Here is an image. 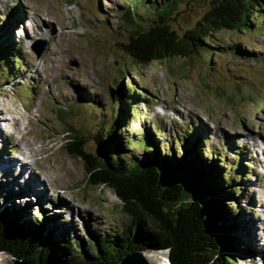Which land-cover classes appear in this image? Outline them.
<instances>
[{
  "label": "rangeland",
  "instance_id": "obj_1",
  "mask_svg": "<svg viewBox=\"0 0 264 264\" xmlns=\"http://www.w3.org/2000/svg\"><path fill=\"white\" fill-rule=\"evenodd\" d=\"M171 1L0 0V45L6 48L0 59V160L23 159L48 197L27 208L28 200L15 198L19 191L6 192L0 177V208L13 207L24 221L39 220L55 238H70L79 246L72 264H82L83 253L94 255L89 241L106 236L123 242L132 226L112 192L90 185L82 162L64 149L66 132L73 128L83 136L86 151L98 153L95 139L107 134L119 109L127 126L116 132L124 155L144 158L141 146H127L129 136L133 142L139 136L148 139L167 159L185 160L184 152L169 150V142L182 135L202 162L212 160V150L220 151L227 168L232 166L226 171L230 181L206 198L227 206L223 226L229 228L232 264H264V13L250 19L245 31L213 33L206 43L210 53L135 65L120 45L137 24L143 29L151 21L150 12L157 10L153 3L161 7ZM211 1L177 0L166 23L181 34L194 27ZM131 6L137 23L124 18ZM42 47L36 57L33 49ZM119 92L124 95L118 104ZM240 165L244 169L239 172ZM30 179L38 183L30 176L27 187ZM26 197L32 201L31 194ZM58 198L73 209L70 215L58 211L59 205L57 211L49 210ZM254 233L256 241L249 238ZM167 258L165 254L166 264Z\"/></svg>",
  "mask_w": 264,
  "mask_h": 264
},
{
  "label": "trees",
  "instance_id": "obj_2",
  "mask_svg": "<svg viewBox=\"0 0 264 264\" xmlns=\"http://www.w3.org/2000/svg\"><path fill=\"white\" fill-rule=\"evenodd\" d=\"M176 1L161 7L153 3L157 10L150 12L151 21L143 29L137 24L138 29L120 45L135 65L144 67L176 57L191 58L200 51L210 53L206 43L213 33L245 31L250 19L259 12L264 13V0H212L211 7L194 27L178 34L166 23V15ZM126 10L129 13L124 18L131 20L132 17V22L137 23L132 6ZM4 49L0 45V59ZM15 56L10 55L14 61L12 66H16ZM123 92L115 97L118 104ZM127 98L131 100L130 94ZM131 111L126 115L134 113ZM124 118L125 112L123 115L120 109L112 114L110 130L95 139L96 154L86 151V142L79 132L73 128L66 132L70 134L64 143L66 154L82 162L90 185L104 186L112 192L120 202L121 211L131 217L132 224L123 233V242L106 236L89 241L94 255L83 253L82 264H119L127 254L161 249L168 251V264H232L233 248L226 236L229 228L223 226L227 206L217 199L206 198L217 190L223 191V183L229 184L232 166L227 168L229 163L221 160L218 150H212V160L207 163L197 159L195 149L191 150V142L184 135L170 141L169 150L184 152L185 160L161 157L155 145L139 135L135 142L129 136L127 146L129 143L133 149L141 146L144 158L124 155L116 133L121 125L120 132L127 130ZM186 133L199 139L188 128ZM236 155L240 158L239 152ZM215 159L221 164L216 165ZM241 165L236 169L239 172L244 169ZM222 172V178L215 180ZM15 210L0 208V252L27 264H72L79 248L77 244L65 236L55 238L52 230L44 228L37 219L24 221Z\"/></svg>",
  "mask_w": 264,
  "mask_h": 264
},
{
  "label": "bare ground",
  "instance_id": "obj_3",
  "mask_svg": "<svg viewBox=\"0 0 264 264\" xmlns=\"http://www.w3.org/2000/svg\"><path fill=\"white\" fill-rule=\"evenodd\" d=\"M21 19L22 18H18L17 21L20 22ZM17 21H16V23L14 22L13 24L16 25L17 24ZM32 22H34V19H32ZM10 28H12V27H10ZM40 34H41V32H40ZM0 137H1V134H0ZM245 139H246V137H245ZM251 141H252L251 145H253V146H256L257 145V143H256V141L254 139H252ZM3 159H6L7 162H2ZM9 159H11L12 161H10ZM13 161H14V163H12ZM19 161L20 160L17 161V160H14L12 158H9L8 156H3L2 159L0 160V177L3 178V184H2V186L4 187V190H6V192H10V191L12 192L13 190L19 191V193L16 192V194H14V197L15 198H18L19 197V199L21 201L24 198L27 199L28 201H25L26 202V205H27V208H30L31 207L32 202H35V203H37L39 205H40V202H46L48 200L47 199L48 198L47 197V193L45 194L46 186L43 183L35 180V176L31 173V170L27 169V168H29L28 167V164L19 163ZM262 163L264 165V161ZM16 174L18 176H16V178H15L14 176ZM22 174H24V176H25L24 178L22 177ZM30 176H32L33 177V180L36 181V182H38V183H33L32 182V179H30V182L31 183L27 187L26 186L27 185L26 184V181L29 179ZM41 191H43L44 195L41 193ZM28 193L31 194L32 201L29 200L26 197V195H29ZM42 195L45 196V199L44 200H41L42 197H43ZM35 196H38V198H36ZM61 201L62 200L60 198H58V202L56 203V206H52L51 205L50 208H49V210L51 209V210L57 211V209H58L57 205H59V206H61L62 209H60L58 211L63 212L66 209L67 210L66 215H70L72 213L73 209L70 208V206H67V203H62ZM65 201H67V200H65ZM76 212H82V211L76 210ZM25 215H29V214H25ZM249 222H253V220H251ZM247 226H249V225H247V223H246V228H247ZM244 230H245V228H244ZM255 234L256 233L249 234V238L252 239V240H254V241H256L257 240L256 239V236L257 235H255ZM263 238H264V236H263ZM263 238L260 237V239H262V240H263ZM164 256L165 255L162 252V253H159L158 255L156 254L155 256H153V258L156 260L157 264H166V263H164L165 262Z\"/></svg>",
  "mask_w": 264,
  "mask_h": 264
},
{
  "label": "water",
  "instance_id": "obj_4",
  "mask_svg": "<svg viewBox=\"0 0 264 264\" xmlns=\"http://www.w3.org/2000/svg\"><path fill=\"white\" fill-rule=\"evenodd\" d=\"M43 51V47L40 49H33V52L35 53L36 57H39L40 54ZM167 250L161 249V250H150V251H140L137 253H130L125 255L119 262V264H157L156 260L153 258L156 254L164 253L168 254ZM168 260V258H167ZM168 262V261H167ZM0 264H27L24 262L19 261L12 255L6 253V252H0Z\"/></svg>",
  "mask_w": 264,
  "mask_h": 264
}]
</instances>
